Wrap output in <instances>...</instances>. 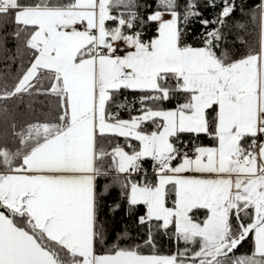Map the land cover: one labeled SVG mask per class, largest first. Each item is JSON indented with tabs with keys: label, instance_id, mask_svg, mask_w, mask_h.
<instances>
[{
	"label": "snow or ice",
	"instance_id": "6c2138e0",
	"mask_svg": "<svg viewBox=\"0 0 264 264\" xmlns=\"http://www.w3.org/2000/svg\"><path fill=\"white\" fill-rule=\"evenodd\" d=\"M0 20L21 60L0 113L24 108L0 132V264H264V0H0Z\"/></svg>",
	"mask_w": 264,
	"mask_h": 264
},
{
	"label": "trees",
	"instance_id": "16d2710c",
	"mask_svg": "<svg viewBox=\"0 0 264 264\" xmlns=\"http://www.w3.org/2000/svg\"><path fill=\"white\" fill-rule=\"evenodd\" d=\"M15 26L7 20H0V31L7 30L9 33L12 32ZM246 38L249 39L251 43H255L257 41V31L255 26L250 28V31L246 34ZM190 42H194V40L190 39ZM8 47L12 50L11 53H5L0 51V88L4 85H8L9 87L14 83V77L17 74L18 69L21 67V60L16 59L15 61L11 59H5V56L12 55L16 52V48L14 46V42L9 41ZM26 59V54L25 57ZM11 102L9 103V107L11 108ZM38 110H40V105L35 106ZM43 111H46L44 109ZM22 114H24V108L21 107L20 112H13L5 117L2 113H0V132H3L6 127V120H11L13 116L20 120L22 118ZM117 199L116 192L114 191L112 194L105 197V207L102 210L101 219L105 221L106 226L109 230L110 242L115 241L119 233L130 226V221L126 215V211L124 207L113 212L111 210V206L113 202ZM132 235H135L134 231ZM161 244L163 245V249L167 250L169 248L168 238L165 237Z\"/></svg>",
	"mask_w": 264,
	"mask_h": 264
}]
</instances>
